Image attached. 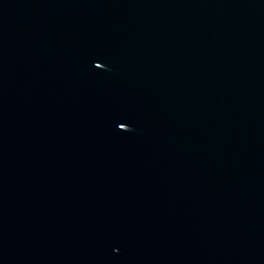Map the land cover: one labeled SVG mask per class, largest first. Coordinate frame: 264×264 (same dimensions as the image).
<instances>
[{
  "label": "water",
  "instance_id": "water-1",
  "mask_svg": "<svg viewBox=\"0 0 264 264\" xmlns=\"http://www.w3.org/2000/svg\"><path fill=\"white\" fill-rule=\"evenodd\" d=\"M0 264H264V0H0Z\"/></svg>",
  "mask_w": 264,
  "mask_h": 264
}]
</instances>
